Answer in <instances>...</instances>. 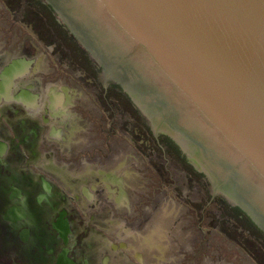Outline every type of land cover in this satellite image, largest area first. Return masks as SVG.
<instances>
[{
  "label": "flooded vegetation",
  "instance_id": "obj_1",
  "mask_svg": "<svg viewBox=\"0 0 264 264\" xmlns=\"http://www.w3.org/2000/svg\"><path fill=\"white\" fill-rule=\"evenodd\" d=\"M174 142L50 3L0 0V264H264V232Z\"/></svg>",
  "mask_w": 264,
  "mask_h": 264
},
{
  "label": "water",
  "instance_id": "obj_2",
  "mask_svg": "<svg viewBox=\"0 0 264 264\" xmlns=\"http://www.w3.org/2000/svg\"><path fill=\"white\" fill-rule=\"evenodd\" d=\"M264 232V0H46Z\"/></svg>",
  "mask_w": 264,
  "mask_h": 264
},
{
  "label": "rangeland",
  "instance_id": "obj_3",
  "mask_svg": "<svg viewBox=\"0 0 264 264\" xmlns=\"http://www.w3.org/2000/svg\"><path fill=\"white\" fill-rule=\"evenodd\" d=\"M185 214H188V213H184V212H182L181 211V213H180V215L181 216H185ZM212 226H213V228L212 229H214L215 228V226H216V223L213 221L212 222ZM196 226V227H195ZM188 228H190V229H188ZM188 229V230H187ZM181 230H183V231H185V232H189V231H191L192 232V236L194 237V240L196 239V242H197V246L199 247V245H201V241H202V238H201V236L199 235V233H201L200 231H201V229H200V226H199V224L198 223H196V224H193V223H189V221H187V219H183L182 220V224H181ZM215 232V231H214ZM218 235L219 236H221V237H223L222 235H221V233H219L218 232ZM214 237H213V244H212V248L215 250L216 249V236L215 235H213ZM204 241V240H203ZM208 245V244H207ZM207 253H210L209 251L208 252H206V254ZM220 264V262H219V260L214 256V255H212V257H210V256H208L207 255V262H206V264ZM228 264H238V263H233V262H231V259H228Z\"/></svg>",
  "mask_w": 264,
  "mask_h": 264
},
{
  "label": "trees",
  "instance_id": "obj_4",
  "mask_svg": "<svg viewBox=\"0 0 264 264\" xmlns=\"http://www.w3.org/2000/svg\"><path fill=\"white\" fill-rule=\"evenodd\" d=\"M175 143V142H174ZM176 144V143H175ZM178 146V145H177ZM237 209H239L241 212H243L246 216H248L241 208L236 207ZM249 217V216H248ZM250 218V217H249Z\"/></svg>",
  "mask_w": 264,
  "mask_h": 264
}]
</instances>
